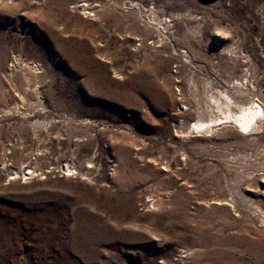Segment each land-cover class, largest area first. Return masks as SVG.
Instances as JSON below:
<instances>
[{
	"label": "rangeland",
	"instance_id": "obj_1",
	"mask_svg": "<svg viewBox=\"0 0 264 264\" xmlns=\"http://www.w3.org/2000/svg\"><path fill=\"white\" fill-rule=\"evenodd\" d=\"M226 85L264 106V0H0V264H264V124L180 133Z\"/></svg>",
	"mask_w": 264,
	"mask_h": 264
},
{
	"label": "bare ground",
	"instance_id": "obj_2",
	"mask_svg": "<svg viewBox=\"0 0 264 264\" xmlns=\"http://www.w3.org/2000/svg\"><path fill=\"white\" fill-rule=\"evenodd\" d=\"M3 7L4 9L10 11L14 9L15 6L13 4L6 3V5H4ZM150 10H149L150 14L151 16H153V20H154L153 25L150 28L154 29L158 34V37L160 39L156 43L158 44V47H162L164 45L163 40L165 38V33H166L165 27L162 25L165 24L166 22L162 23L161 20L155 19L154 16L156 12L154 11L153 8H151ZM109 22H111L110 19L106 21V23ZM147 28L149 27L146 25V29ZM15 60H17V57L15 58ZM25 65L29 67V69H32L34 71L38 70L37 66L35 65L33 66L32 63L28 62ZM19 66L23 67V63H21V65ZM15 67L18 66L15 65ZM139 82L140 81L138 79L137 82H135L134 80L133 85L138 84ZM242 82L243 81L237 79L235 81L232 80L230 86L233 87L234 89H237L236 92L241 94L243 90L238 89V87L242 86ZM228 89L229 86L226 85L224 89L210 88L209 90H206L208 95V97H206L205 99L208 110L207 115H205L204 117L199 116L195 121L194 120L190 121L187 124L185 131L180 133H183V135H187L188 138L194 137L197 139L208 140L214 136L218 127L222 125H227L235 129L242 138L251 139L254 138L257 134H259L261 132L262 125L264 124V106H262L258 101L255 100H250L246 103L239 102L238 98L235 99L234 97H231L229 95V93L227 92ZM159 96L160 97L157 100V106H156L157 108L168 104V101L166 100V96L164 95V93L160 94ZM0 99L2 98L0 97ZM23 100H24L23 97H21V101ZM184 100L186 102V105L184 104L186 107L189 104L188 103L189 100L186 98ZM134 101L135 104H137L136 103L137 100L134 99ZM181 112L184 113L183 110H181ZM191 130H193L196 134H193ZM262 132L264 131L262 130ZM197 147H198L197 149H201L202 151L208 150L207 146L205 147L203 145H197ZM29 175H31L30 171L23 174V176L21 177V179L23 178L24 180L22 184L27 183L26 177ZM66 176L68 177L69 174ZM14 180L15 177H11L9 179V181H14Z\"/></svg>",
	"mask_w": 264,
	"mask_h": 264
}]
</instances>
